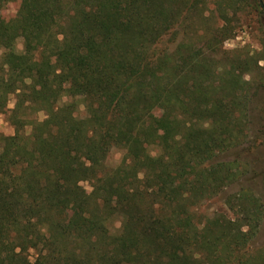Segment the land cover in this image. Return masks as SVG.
Returning a JSON list of instances; mask_svg holds the SVG:
<instances>
[{
  "label": "trees",
  "instance_id": "trees-1",
  "mask_svg": "<svg viewBox=\"0 0 264 264\" xmlns=\"http://www.w3.org/2000/svg\"><path fill=\"white\" fill-rule=\"evenodd\" d=\"M12 1L0 26V116L15 129L0 138V264H264V160L223 158L250 147L264 87L252 73L264 58L224 48L236 1H217L223 25L202 29L185 23L205 18L192 0H0V11ZM113 149L124 157L107 170Z\"/></svg>",
  "mask_w": 264,
  "mask_h": 264
},
{
  "label": "rangeland",
  "instance_id": "rangeland-1",
  "mask_svg": "<svg viewBox=\"0 0 264 264\" xmlns=\"http://www.w3.org/2000/svg\"><path fill=\"white\" fill-rule=\"evenodd\" d=\"M222 0H192L190 6L193 3L198 4L199 9H203L205 18H201L197 14L191 15L185 23L195 26L197 29H202L204 26L214 27L223 25V20L219 12L218 2ZM233 8L224 7L227 15L231 20V27L234 29V35L232 38L227 40L224 44L225 50L232 53H241L243 56L245 54L253 55L258 58H264V0H235ZM217 3V5H216ZM20 2L12 1L8 3L0 11V26L8 23L10 20L14 19L17 15ZM191 42L197 43L196 38H188ZM184 40L188 42L189 40ZM24 41L23 39H18L17 50L19 52L23 51ZM1 56V52H0ZM255 81H259L264 75V60L258 63V66L253 69ZM246 80H251V77L246 76ZM252 82V83H253ZM257 84V83H256ZM257 88V87H256ZM255 90H257L255 92ZM254 96L251 98L250 103V123H249V135L250 138L246 144L250 147H241L235 149L233 153L223 155L225 159L238 158L242 163L244 162H256L260 163L264 160V137L261 134V130L264 126V87L253 89L252 93ZM15 106L14 96H10L8 109H13ZM155 119L157 121L158 134L161 136L164 133L165 125L162 121V111L157 110L154 112ZM7 115L4 114L0 116V138L2 136H10L15 133L14 127L8 122ZM39 120L45 118L43 113L36 115ZM26 133H31V128L26 129ZM262 136V137H261ZM248 145V146H249ZM148 151L151 155L155 156L158 153V148L154 145L148 147ZM232 152V151H231ZM124 157V151L120 149H113L106 160V169H114L118 167ZM222 158V159H223ZM246 176V175H245ZM81 189L84 195H89L92 192V187L89 182L81 183ZM108 207L111 209L110 220L108 221V227L111 233H118L122 226V217L119 214V209L121 207V198H110ZM219 204L216 202L207 203L200 209L202 216L210 215L216 209H219ZM263 239L258 241L261 244ZM260 247V245H258Z\"/></svg>",
  "mask_w": 264,
  "mask_h": 264
}]
</instances>
